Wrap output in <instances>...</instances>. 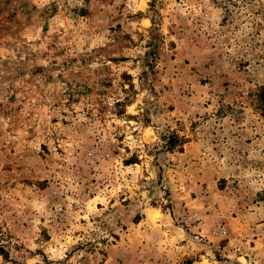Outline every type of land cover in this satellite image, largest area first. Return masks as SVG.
Masks as SVG:
<instances>
[{
	"label": "rangeland",
	"instance_id": "obj_1",
	"mask_svg": "<svg viewBox=\"0 0 264 264\" xmlns=\"http://www.w3.org/2000/svg\"><path fill=\"white\" fill-rule=\"evenodd\" d=\"M0 264H264V0H0Z\"/></svg>",
	"mask_w": 264,
	"mask_h": 264
},
{
	"label": "crops",
	"instance_id": "obj_2",
	"mask_svg": "<svg viewBox=\"0 0 264 264\" xmlns=\"http://www.w3.org/2000/svg\"><path fill=\"white\" fill-rule=\"evenodd\" d=\"M159 228H160V231H162V225H160L159 224ZM147 229V228H146ZM148 230V229H147ZM166 237L165 238H167V239H169V241L171 240V236L168 234V233H166ZM143 236V235H142ZM184 237H188L187 235H185V234H183L182 235V239H184ZM143 239H145V240H148L149 239V234H148V231H146V235L145 236H143ZM162 240H164V236L162 235V234H155L154 235V242H152V244H154V243H158L159 241H162ZM182 241H184V240H182Z\"/></svg>",
	"mask_w": 264,
	"mask_h": 264
},
{
	"label": "bare ground",
	"instance_id": "obj_3",
	"mask_svg": "<svg viewBox=\"0 0 264 264\" xmlns=\"http://www.w3.org/2000/svg\"><path fill=\"white\" fill-rule=\"evenodd\" d=\"M154 215V214H153Z\"/></svg>",
	"mask_w": 264,
	"mask_h": 264
}]
</instances>
